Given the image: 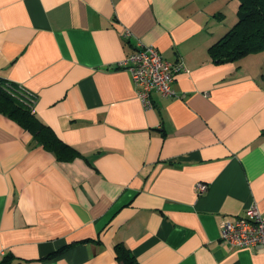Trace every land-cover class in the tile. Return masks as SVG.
I'll return each instance as SVG.
<instances>
[{"label": "crops", "instance_id": "crops-1", "mask_svg": "<svg viewBox=\"0 0 264 264\" xmlns=\"http://www.w3.org/2000/svg\"><path fill=\"white\" fill-rule=\"evenodd\" d=\"M238 8L0 0V78L81 152L59 160L0 112V262L120 264L124 242L141 264H264V243L221 238L223 219L254 202L264 212V50L226 62L208 51ZM139 41L186 64L150 108L119 66Z\"/></svg>", "mask_w": 264, "mask_h": 264}, {"label": "trees", "instance_id": "trees-1", "mask_svg": "<svg viewBox=\"0 0 264 264\" xmlns=\"http://www.w3.org/2000/svg\"><path fill=\"white\" fill-rule=\"evenodd\" d=\"M238 1L237 22L208 49L216 62L238 61L250 53L264 50V0ZM0 82V112L15 119L30 132L35 145L53 152L62 161L81 156L80 151L65 142L37 116L27 100L28 95L17 83L3 78ZM114 249L120 264H141L124 242H117ZM10 261V255L6 254L0 264H10Z\"/></svg>", "mask_w": 264, "mask_h": 264}, {"label": "built area", "instance_id": "built-area-1", "mask_svg": "<svg viewBox=\"0 0 264 264\" xmlns=\"http://www.w3.org/2000/svg\"><path fill=\"white\" fill-rule=\"evenodd\" d=\"M129 35L130 31L126 30L123 36ZM121 65L128 67L137 96L145 108L153 107L152 92L155 90L164 96L175 94L173 89L175 77L186 70L183 58L170 61L156 46L144 44L142 41L138 42V46L122 61ZM25 93L33 108L34 95ZM207 187V183L199 181L196 191L202 193L207 190ZM221 238L235 247H252L264 243V212L254 202L243 214L235 218L223 219Z\"/></svg>", "mask_w": 264, "mask_h": 264}, {"label": "rangeland", "instance_id": "rangeland-1", "mask_svg": "<svg viewBox=\"0 0 264 264\" xmlns=\"http://www.w3.org/2000/svg\"><path fill=\"white\" fill-rule=\"evenodd\" d=\"M238 15V13H237ZM235 16V15H234ZM231 13L228 14V17L226 18V21H237L238 20V16L234 17Z\"/></svg>", "mask_w": 264, "mask_h": 264}]
</instances>
